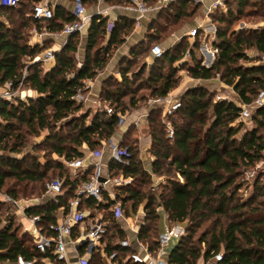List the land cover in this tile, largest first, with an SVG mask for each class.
I'll return each instance as SVG.
<instances>
[{"label":"trees","instance_id":"obj_1","mask_svg":"<svg viewBox=\"0 0 264 264\" xmlns=\"http://www.w3.org/2000/svg\"><path fill=\"white\" fill-rule=\"evenodd\" d=\"M38 1L20 0L16 6H0V84L12 81L17 86L24 75L23 87L33 93L27 102L0 101V191L16 199L39 198L47 181L60 178L62 192L57 197L44 199L26 211L40 216L39 225L46 235H53L47 225L55 223L59 210L68 213L69 201L93 170L88 167L71 177L64 162L101 151L117 132L119 115L137 109L146 99L144 94L137 95L140 90H149L154 98L166 97L179 84V70H185L195 80L218 76L232 87L237 103L250 104L258 90L264 88V65L258 62L264 55V27L234 26L243 18L264 17V0H226L224 12L216 9L209 15L215 27L212 45L217 48L209 66H204L194 53L200 45V34L190 48L187 36H183L160 58L153 59L143 77L146 62L134 66L138 56L147 52L143 47L146 38L157 40L160 32L200 11V5L190 0H175L155 11L145 38L130 49L129 59L122 58L118 63L120 79L111 75L102 81L99 107L95 111L84 109L83 101L75 100V95L87 92L85 82L105 67L131 33L135 20L119 14L109 26L106 17L92 15L80 65L76 59L80 39L74 33L55 54L53 66L46 70L36 57L47 45H30V28L59 33L75 16L57 5L51 19H32L29 13ZM102 1L130 5L128 0ZM142 1L154 6L157 0ZM82 2L85 7L97 4V0ZM162 19L164 23H158ZM249 50H254L256 56H249ZM186 53L191 61L184 60ZM178 99L180 107L171 114H163L159 107L147 111L149 164L146 166L140 158L136 127L132 124L118 143L126 162L107 161L110 178L122 176L130 181L112 187L113 199L102 190V201L82 198L78 208L88 210L90 218L101 214L106 224L103 251L115 253L117 264H142L133 259V244H119L127 236L124 218L133 215L141 216L135 240L145 245L148 253H156L158 208L163 209L168 223H181L186 231L168 251L167 264H196L200 258L212 264H264V173L257 171L251 181L244 176L264 155V139L259 133L264 128V104L252 109L254 126L237 138L241 125L235 127L234 122L240 107L234 102L213 100V93L202 86L188 88ZM106 106L111 108V114L106 113ZM166 122L172 128L171 137H167ZM42 132L47 151L40 163L27 148L30 139ZM151 173L161 179L157 191L152 186ZM246 189L249 191L243 195ZM3 205L0 202V208ZM116 205L120 216L115 214ZM7 218L0 227V264H13L17 255L42 264L45 254L34 250L27 232L19 233L21 223L14 217ZM218 253L221 259L215 261ZM101 263L99 250L93 251L88 264Z\"/></svg>","mask_w":264,"mask_h":264},{"label":"built area","instance_id":"obj_2","mask_svg":"<svg viewBox=\"0 0 264 264\" xmlns=\"http://www.w3.org/2000/svg\"><path fill=\"white\" fill-rule=\"evenodd\" d=\"M130 5L126 8L137 14L136 24L139 23V18L151 11H156L160 8H164L174 2L175 0H157L154 6L146 5L142 0H128ZM195 4L200 5L201 23L191 27L187 31L188 42L194 40V38L201 34V40L199 49L206 55V61L208 64H202L209 66L215 59L217 48L212 45L215 36V27L210 21L209 15L216 9L225 11L226 0H190ZM20 0H0V6H16ZM71 13L75 16V20L66 23L58 35L64 36L65 42L68 37L74 33H81L84 31L86 25L90 22L91 15L87 14V9L82 0H72ZM53 9L47 1L41 0L35 3L30 11L32 19L49 20L53 17ZM118 7H108L101 14L108 19V24H112L118 17ZM256 29L257 25H246L243 22L238 25L237 29ZM46 31V30H44ZM200 32V33H199ZM64 44H55L49 48H45L38 54L36 59L43 63L54 59L55 54L62 48ZM158 50V51H157ZM164 48L161 45L154 44L149 49V54L153 59L160 58L164 53ZM188 53L184 58H188ZM259 63L264 65V55L258 60ZM207 63V62H206ZM79 66V64H78ZM24 76V75H23ZM23 76L17 86H14L12 81H6L0 84V101H7L10 103H17V101L27 102L32 97L30 89L23 87ZM75 100L84 101L86 95L81 92H77ZM215 100H228L227 98L219 95L215 96ZM240 107L239 116L235 120H244L250 118L251 110L262 106L264 104V88L258 90L255 98L250 104L237 103L231 100ZM153 107H159L162 109L163 114H171L173 111L180 107V100L178 98L166 100L165 98H157L155 100H149ZM106 113L111 114L112 110L109 107H105ZM147 113L143 115L145 119ZM142 119H137L133 122L136 127H140ZM234 122V123H235ZM123 123V115H119V124ZM166 134L167 137L172 136V128L169 122H166ZM101 151L89 152L84 158L73 159L65 161L64 165L67 168L71 177H77L83 173L88 167H92V173L89 178L83 181L77 188L75 197L69 201V211L67 214H61L59 218H56L55 223H49L47 229L50 230L53 235H46L43 231V227L39 225V215H28L27 209L32 206L39 205L44 199H51L57 197L62 192V180L58 177L47 181L44 185V191L40 199H16L7 193L0 191V202L7 204L10 209L9 217H17L26 219L28 225L23 227V231L27 232L33 243L35 251L45 254V257L41 259L42 264H72L70 262L69 248H73L74 253L77 256V264H88L93 251L99 250L102 263L101 264H117L114 260L115 253L106 254L103 251L102 239L105 235L106 224L99 218H90L89 212L86 209H79L78 206L82 198H93L96 201H102V190L107 191L109 198H114V192L111 187L123 185L130 181V178H110L108 175L107 163L100 160ZM124 151H122L118 144H112L109 149L108 160H114L118 163H125L123 159ZM256 169L264 173V155L263 158L256 164ZM253 173V172H252ZM249 172L250 176H253ZM249 174H247L249 176ZM99 178H104V181H99ZM248 178V177H247ZM116 216H120V208L118 205L114 208ZM8 221V218L2 220L1 226ZM0 226V227H1ZM138 225L135 224L132 228L136 233ZM186 234L183 224L175 222L168 223L166 221L163 229L158 233L156 242L158 249L156 253H147V249L144 248L145 256L140 259L142 264H167L168 247L171 241H177L183 235ZM136 243H138L135 240ZM121 246H129L131 242L128 239L121 240L119 242ZM47 254V255H46ZM52 256V259L49 256ZM221 259V253L214 256V260ZM35 259L28 260L22 255H17L13 264H35ZM7 264V263H4Z\"/></svg>","mask_w":264,"mask_h":264},{"label":"crops","instance_id":"obj_3","mask_svg":"<svg viewBox=\"0 0 264 264\" xmlns=\"http://www.w3.org/2000/svg\"><path fill=\"white\" fill-rule=\"evenodd\" d=\"M44 1H47L52 7H55L57 5H61V6L65 7L66 9H69V10L72 7L71 2H69L68 0H44ZM107 8H108V6H106L102 2V0H97V4L95 6H93L89 11L87 10V14L92 16V15L97 14L98 12L104 11ZM117 13H118V15L119 14L120 15H126V16L133 18L135 20V28H134L133 32L126 37L125 42L118 49H116V51L114 52L112 57L109 59V61L105 65V67L98 71L96 77L92 80H88L85 82V87L87 89V92L84 93L86 95V99L83 101V104H84L85 108H90L93 111H95L99 107L98 95L100 92V87H101L102 81L106 77L111 76V75L116 79H120V75L117 72L118 63L121 61L122 58L126 57L129 59L131 57L129 54L130 49L134 46V44L142 41L145 38V34L147 33L146 32L147 26H148L149 22L151 21V19L155 16V11H151L149 13H146L145 15H143L142 17L139 18V23L137 25L136 24L137 14L135 12H133L130 9L125 7L122 10H117ZM89 23L86 25L84 31H82L81 33H78V35L83 36V39H82L83 41H82V44L80 45L81 47H80L79 51H81V53H80L81 57L80 58L78 57L77 65L78 64L80 65V62L83 58L85 36L87 34V29H88ZM199 23H201V22H199ZM193 26H195V25H193ZM29 34L30 35L28 38V43L30 45H36L37 44L39 46H42V45H44L43 43L46 42L47 46L45 48H49L55 44H64L65 43L64 36L58 35L57 33H51V32L44 31V30L37 31L34 28V30L30 31ZM183 36H187V30L185 32H181V33L179 32V33L175 34L173 39H169L170 42L168 41V43L165 45V47L163 46V48L167 49L172 44H176L177 42L180 41V39ZM184 60H186V58H184ZM145 61H146L147 71H148L149 67L151 66V64L153 62V58L150 57ZM53 63H54V61L50 60L48 62H45L43 64V67L47 70L53 66ZM147 74H148V72H147ZM193 80H195V79H193ZM201 81H205V80H201ZM191 87H193V86H191ZM31 94L33 96V93H31ZM169 97H171V96L168 94L164 98L166 100H171V99H169ZM145 113H147V111H145V112L144 111L141 112L139 110L133 111L132 113L129 114V116H126V118L123 116V122H124V119H126V121L127 120L129 121V125H132L135 120L142 119V121H143L142 124H143V123H145V119L143 118V115ZM127 117H128V119H127ZM142 124H141V126H142ZM122 135H123V132L120 131V129H118L117 132L110 138L109 142L106 144L104 143L103 148L101 150L102 154H101V158H100V160L102 162L107 163L108 156H109V149H110L111 145L112 144H118ZM136 138L138 140V146H139L138 148H139V152H140V158L142 159L144 157V163L147 166L149 164V161L151 160L150 154L148 153V148L150 146V137L148 135H144V136H136ZM88 154L89 153H87V155ZM150 177H151L152 186H154V187L157 186V184L160 182L161 179L156 177L152 173L150 174ZM158 212L160 215V218H159V232H160L166 223V216H165V213H164L162 208H158ZM61 214H63V212H62V210H59L57 212L56 218H59V216H61ZM137 216L139 217V215H133V216L124 218V222H125L124 228H126V232H127V236L125 239H128L131 242V244H133L135 252L136 251L138 252L140 259H141L145 256L144 248H146V246L139 247V245H138L139 243L135 242V232L133 231L132 228L134 227L135 224H137L139 226L138 220H136ZM19 220H20L21 224L23 225V220H26V219L19 218ZM27 225H28V223H27ZM27 225H25V226H27ZM23 227H24V225H23ZM176 242L177 241H175V240L170 242L169 247H168V251L174 246V244ZM72 251H73V248L70 247L69 248V253H70L69 255L70 256H71ZM147 253H148V251H147ZM70 259L72 260L71 257H70ZM140 259L138 261H140ZM196 264H212V263H204L203 259L200 258Z\"/></svg>","mask_w":264,"mask_h":264},{"label":"rangeland","instance_id":"obj_4","mask_svg":"<svg viewBox=\"0 0 264 264\" xmlns=\"http://www.w3.org/2000/svg\"><path fill=\"white\" fill-rule=\"evenodd\" d=\"M39 1H41V0H39ZM104 4L106 6H108V7H112V6L118 7V10H122L123 8L127 7V6H122V5H111L110 3H107V4L104 3ZM91 8H92L91 6H86V9L88 11ZM29 9L30 8L28 7L27 10H29ZM199 22H201L200 11H197L189 19H186V20L180 22L179 24L171 25L167 29H165L164 31L160 32L159 33V35H160V38L159 39L154 40V41H151L149 38H146V40H145V42L143 44V47H147V52H145L143 54H140L138 56L137 64L134 67H137L140 64L141 61H145V60H147L148 58L151 57L150 54H149V49H150V47L152 45L158 44V45H161L162 47L163 46L165 47V45L168 43V41L170 42L169 39H173V37L175 36V34H177L179 32L180 33L181 32H185L186 30L188 31L193 25H196ZM242 22L244 24L248 25V26L255 25L256 24L257 25V28L264 27V17H252V18L250 17V18H243L240 21H238L237 23H235V25H234L235 26V29H237L238 28V25L241 24ZM158 23H164V20L162 19ZM134 28H135V24H134V27H133L131 33L133 32ZM33 30H34V27H31L30 30H29V32L30 31H33ZM40 31H42V30H40ZM79 39H80V45H81L82 44V41H83L82 40L83 39V36H80L79 35ZM200 39H201V34H200ZM179 42H177V43H179ZM43 44H44V46H46V42H44ZM136 44H134V45H136ZM173 45H175V44H172L171 46H173ZM80 47L81 46H79V48H78V52L79 53L77 52V55H76L77 62H78V57L79 58L81 57L80 56L81 51H79L80 50ZM187 47L188 48L191 47V42H188ZM194 53H195V56L198 59H201V62L203 64H208L209 63V61H206V58H207L206 55L200 51L199 47L197 49H194ZM247 53L251 57H255L256 56V52L254 50H249V51H247ZM83 55H84V51H83ZM188 61H191L189 57H188ZM26 62H27V60H26ZM176 65H179V62L175 63V66ZM147 72L148 71H147V67H146L145 73L143 74V77H145L147 75ZM177 75L180 77L179 78V84H178L177 88H175L174 90H172L169 93V95L171 96V97H169V99L178 98L184 91L187 90L188 87L191 88V86H193V87H195V86H202V87H205L211 93H213V100H215V96L216 95H219L221 97L227 98L230 101L231 100L236 101V97L237 96H236V93L234 92V90L232 89V87L224 84L223 82H221L219 80V77L218 76H216L214 78H211L209 80L201 81V80H193L191 77L189 78V75L187 74V72L185 70H179L177 72ZM141 94H144L145 97H146V99L144 101H141L140 102V106L137 109L126 111L123 114V116L125 118H126V116H129V114L132 113L133 111H138V110L141 111V112L142 111H144V112L145 111H148L151 108V106H152L150 104L149 100H152L153 101V100L157 99L156 97L154 98V97L150 96L149 95V90H147V89L140 90L137 95H141ZM84 109H85V107H84ZM91 111H93V110H91ZM250 112H251V115H253V111L251 110ZM161 116H162V113H161ZM127 119H128V117H127ZM234 125H235V127H237L238 125H241V129H240V131L237 134V138H239L246 130L251 129L254 126V123H253V120L250 117V118L244 119L242 121L239 120L238 122H235ZM129 126H130L129 125V121L128 120L126 121V119H124V122L123 123H120L118 125V129H120V131H122L124 133ZM145 129H146V124L143 123L142 126L134 128V135H136V136H144V135H147V131ZM259 133L263 136V139H264V128L263 129L262 128L259 129ZM44 134H45V132H42L40 134V136L31 138L30 139V145L27 148V151H31V152L35 153V155H37L36 157H37V159H38V161L40 163H43L44 162L45 158L43 157V155L46 154V151H47L46 150V146L44 144H42L43 143L42 141H43ZM108 142H109V140L106 143H108ZM35 145L37 147H35ZM4 154L5 155H10L8 153H4ZM14 157H20V155H16V156L14 155ZM53 157H55V156H53ZM142 159L144 160V157ZM257 171H259V169H256L254 167L249 172H251V173L253 172L252 174L254 176ZM249 172H247L244 176H245L246 179H248V181H251V179H252L253 176H250ZM247 174H249V176ZM118 177H114V178H118ZM156 188L157 187L155 186V188H154L155 191H157ZM248 191H249V189H246V190L243 191L242 194L244 195ZM26 193H28V191ZM41 197L38 198V197H35V196H30V197H25V199H36V198L40 199ZM10 209H11V207H9L7 204H4L0 208V212L2 213V217L0 219V226H1L2 220L6 219L8 216H10V212H9ZM100 215H101L100 213H96L95 216H94L95 219L99 218ZM88 216H89V214H88ZM14 218L16 219V221H18L19 223H21L20 220H19V218L15 217V216H14ZM136 220H138V223H139V221H141V216H139V217L137 216L136 217ZM23 225L24 226L27 225L26 220H23ZM23 225L20 224L21 227L19 229V233H23L24 232L23 231ZM156 238H157V236L155 237V241H156ZM138 245H139V247L145 246V245H143L141 243H139ZM70 257L72 258V260L70 259V262H72V264H77L76 263L77 256L74 253V251L71 252V256ZM133 259L134 260H139L140 259V256H139V254H138L137 251L134 253Z\"/></svg>","mask_w":264,"mask_h":264},{"label":"water","instance_id":"obj_5","mask_svg":"<svg viewBox=\"0 0 264 264\" xmlns=\"http://www.w3.org/2000/svg\"><path fill=\"white\" fill-rule=\"evenodd\" d=\"M109 26H111V24ZM99 181L101 182L104 181V178H99Z\"/></svg>","mask_w":264,"mask_h":264},{"label":"clouds","instance_id":"obj_6","mask_svg":"<svg viewBox=\"0 0 264 264\" xmlns=\"http://www.w3.org/2000/svg\"><path fill=\"white\" fill-rule=\"evenodd\" d=\"M158 51V50H157Z\"/></svg>","mask_w":264,"mask_h":264}]
</instances>
